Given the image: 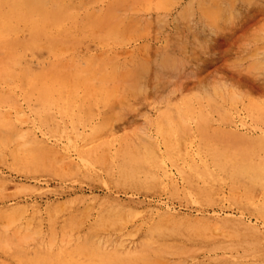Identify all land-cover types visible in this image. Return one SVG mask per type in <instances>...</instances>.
<instances>
[{
    "label": "rangeland",
    "instance_id": "374dc122",
    "mask_svg": "<svg viewBox=\"0 0 264 264\" xmlns=\"http://www.w3.org/2000/svg\"><path fill=\"white\" fill-rule=\"evenodd\" d=\"M69 2L0 40V264H264V0Z\"/></svg>",
    "mask_w": 264,
    "mask_h": 264
},
{
    "label": "bare ground",
    "instance_id": "6f19581e",
    "mask_svg": "<svg viewBox=\"0 0 264 264\" xmlns=\"http://www.w3.org/2000/svg\"><path fill=\"white\" fill-rule=\"evenodd\" d=\"M72 7L73 5L70 2L67 6L64 5L63 0L52 2L48 0H0V40L7 42L8 47H11V43L9 42L10 37L18 31H24L28 35V47L30 49L33 48V51L37 52L36 46H41L42 48L48 47L53 41V36L61 35L62 33L67 34L72 28L76 27V24L67 26L68 22L75 21V17L70 16L69 8ZM77 27H81L80 24ZM44 38L46 39V43H44ZM41 42L42 44H40ZM2 61L5 65L0 68V78L11 79L15 77L12 67L20 66L19 58L17 56H8ZM99 75L103 78L113 76V74H110V76H107V74ZM16 77L20 81L24 80L28 86H31L39 94L44 95L50 90L42 85L37 86V83L42 84L48 81L45 78V74H38L23 69ZM31 83H35L36 85H32ZM211 109L216 108L211 107ZM235 163L237 164L236 160ZM111 254H117L116 250L114 249Z\"/></svg>",
    "mask_w": 264,
    "mask_h": 264
}]
</instances>
